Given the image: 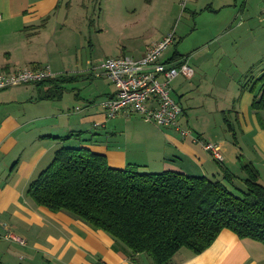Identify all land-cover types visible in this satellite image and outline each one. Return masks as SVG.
<instances>
[{
    "label": "crops",
    "instance_id": "0c3cea01",
    "mask_svg": "<svg viewBox=\"0 0 264 264\" xmlns=\"http://www.w3.org/2000/svg\"><path fill=\"white\" fill-rule=\"evenodd\" d=\"M69 5L67 2V8ZM59 6L60 0H0V69L16 71L48 66L54 78H79L84 74L78 65L59 68L51 64L54 56L52 50L61 45L56 31L52 29L54 22L61 21L60 10L54 11L60 9ZM204 12L217 13L219 10L208 7ZM234 12L237 13V9ZM64 15L62 21L68 22L69 12ZM55 17L57 19L54 21ZM260 20L264 21L263 14ZM226 28L234 30L233 19H228ZM162 39L160 37L147 45L148 48L138 58ZM45 53H48L46 59ZM176 58L184 56L179 54ZM248 65L252 66L242 70L246 78L254 68L252 62ZM262 75L264 66L258 68L252 83L237 84L236 92L240 93L238 105L235 103L237 97L222 98L234 101L219 109L224 123L232 129L229 131L235 149L231 150L223 141L220 144L217 140H209L193 132L190 112L178 98L174 99L184 109L179 124L182 128L190 129L191 136L184 138L175 129L155 127V132L134 133V139L124 142L101 143L100 138H95L81 144L83 133L88 128L99 131L107 128L110 119L102 106V111H97L94 101H89L84 109L79 107L80 110L76 111V107L65 115L59 106L54 105L57 100H41L50 88L46 84H27L0 91V264H150L143 254L132 259L126 246L104 231L93 229L67 212H52L38 206L29 198L27 190L30 183L50 165L56 151L62 146L87 147L105 155L111 168L125 169L135 165L151 173L178 170L190 176L221 179L220 166L212 161L215 158L202 145L204 142L215 143L220 147L222 164L241 181L245 178V172L238 153L247 145L253 151L249 162L258 169L264 185V115L251 109L253 99L261 88L255 92L256 81ZM96 76L105 75L100 72ZM111 85L113 91L106 94L105 99L115 94V87ZM171 90L174 93L172 87ZM74 98L80 99V96L75 94ZM85 109V115L72 117L71 114ZM227 112L236 115L234 120L225 118ZM134 114L123 111L111 119L121 117L128 123ZM76 132H80L81 136H74L67 142L60 139ZM237 132L241 133L240 139ZM193 137H199L200 142H193ZM11 237L20 238L24 244ZM171 264H264V246L241 240L231 231L223 230L201 254L192 255L187 250H181L173 257Z\"/></svg>",
    "mask_w": 264,
    "mask_h": 264
},
{
    "label": "rangeland",
    "instance_id": "374dc122",
    "mask_svg": "<svg viewBox=\"0 0 264 264\" xmlns=\"http://www.w3.org/2000/svg\"><path fill=\"white\" fill-rule=\"evenodd\" d=\"M67 2L70 3L68 8ZM208 7L219 12H204ZM262 7L263 0H153L151 5L145 0H60V9L54 11L60 10L61 21L54 22L52 29L61 45L52 50L51 64L59 68L78 65L85 72L81 71L84 74L79 75L76 82L64 86L62 98L54 105L67 115L73 108L84 109L86 103L94 101L95 109L102 111L100 104L105 95L113 91V86L105 76H96L100 71L95 68L103 60L122 54L138 58L147 45L174 33V42L163 58L177 51L188 59L194 76L190 80L181 76L172 82L173 98H178L190 112L193 132L209 140L223 141L230 150L235 149L232 134L219 109L234 102L222 99L224 96L237 97L238 105L237 84L252 83L258 68L264 66ZM67 12L69 21L64 22L62 19ZM228 19H233L232 31L226 28ZM44 56L46 59L48 53ZM249 62L254 68L246 78L242 70L252 66H247ZM260 86L261 83L255 86L256 93ZM75 94L80 99H75ZM86 113L87 109L71 115L80 117ZM131 117L128 123L121 117L110 119L107 128L100 131L88 128L80 143L86 144L95 138H100L101 143L124 142L134 139V133L148 134L155 132V127L161 129L144 122L137 114ZM234 117V113L227 112L225 118L234 120ZM236 135L240 139L241 133ZM243 148L238 155L244 165L249 163L253 151L247 145ZM139 171L146 172L145 169ZM237 183L242 185L239 180ZM149 262L153 264L150 259Z\"/></svg>",
    "mask_w": 264,
    "mask_h": 264
},
{
    "label": "trees",
    "instance_id": "16d2710c",
    "mask_svg": "<svg viewBox=\"0 0 264 264\" xmlns=\"http://www.w3.org/2000/svg\"><path fill=\"white\" fill-rule=\"evenodd\" d=\"M173 56L177 59L179 53ZM77 80L78 76H60L41 82L50 86L41 100L61 99L64 86ZM257 83L260 93L251 109L264 115V75ZM79 135L60 139L67 142ZM215 161L221 179L178 170L140 172L135 165L111 168L105 155L87 147L62 146L30 183L27 195L38 206L67 212L104 231L125 245L132 259L143 254L153 264H171L181 250L201 254L223 230L264 246V185L258 169L251 162L244 164L245 178L240 181Z\"/></svg>",
    "mask_w": 264,
    "mask_h": 264
},
{
    "label": "built area",
    "instance_id": "2783aa9c",
    "mask_svg": "<svg viewBox=\"0 0 264 264\" xmlns=\"http://www.w3.org/2000/svg\"><path fill=\"white\" fill-rule=\"evenodd\" d=\"M262 14L264 16V0ZM173 42L174 33H171L159 44L148 49L140 58L128 55L107 58L95 68L115 87L114 96L101 102L107 118H114L123 111L133 112L146 123L175 129L184 138L192 135L190 130L182 128L179 124L184 116V109L173 98L171 83L179 76L191 79L194 71L189 67L185 57L163 58ZM52 78L54 74L48 66L16 71L0 69V91L27 84H38ZM75 110L79 111L80 108L77 107ZM193 142H200L199 137H193ZM202 145L216 160L223 161L219 145L207 142ZM11 239L24 244L20 238L11 237Z\"/></svg>",
    "mask_w": 264,
    "mask_h": 264
}]
</instances>
